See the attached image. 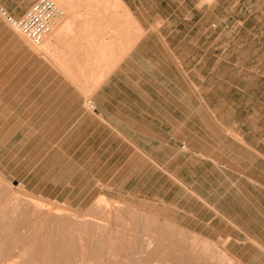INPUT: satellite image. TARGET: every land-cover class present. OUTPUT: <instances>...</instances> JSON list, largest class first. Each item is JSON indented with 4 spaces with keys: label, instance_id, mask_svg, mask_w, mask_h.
I'll use <instances>...</instances> for the list:
<instances>
[{
    "label": "crops",
    "instance_id": "crops-1",
    "mask_svg": "<svg viewBox=\"0 0 264 264\" xmlns=\"http://www.w3.org/2000/svg\"><path fill=\"white\" fill-rule=\"evenodd\" d=\"M36 1L0 0V6L18 19ZM60 1L53 36L38 48L49 49L54 62L27 47L21 61L19 38L0 17L1 93L11 85L13 101L43 102L50 118L51 103L69 99V77L78 84L79 129L92 142V158L106 156L113 175L123 173L141 188L154 180L158 204L171 208L179 228L218 241L240 264H264V155L242 128L216 120L226 114V93L214 105L212 89L197 88L190 77L200 64L197 14L218 0ZM152 38L161 39L167 58L147 60ZM62 54L77 55L79 82L61 64ZM136 63L146 70L138 78Z\"/></svg>",
    "mask_w": 264,
    "mask_h": 264
},
{
    "label": "rangeland",
    "instance_id": "rangeland-1",
    "mask_svg": "<svg viewBox=\"0 0 264 264\" xmlns=\"http://www.w3.org/2000/svg\"><path fill=\"white\" fill-rule=\"evenodd\" d=\"M52 1L61 10L55 0ZM200 2L213 3L215 0ZM217 2L211 10H201L197 14V18L200 17L196 21L197 35L202 36L195 56L200 64L190 72V77L195 78L197 88L212 89L214 105L218 104L215 96L226 93L227 100L221 105L226 114L216 120L221 125L242 128L240 133L245 140L259 143L264 155V0ZM145 24L149 29L158 26V23ZM169 24L172 28L175 23ZM13 33L19 38L21 61L27 56L22 49L26 47L33 49L37 56H47L53 61L49 49L39 52V44L27 42L16 31ZM176 40H172L170 46H175ZM157 41L161 39L152 38L148 42L145 56L151 62L162 55L167 58ZM5 52L11 60V50L7 48ZM62 60L61 64L68 65L70 72L77 74L79 82L77 55L62 54ZM139 65L133 64L134 78L146 72ZM7 72H10L8 66ZM67 81L69 99L62 103L52 102L50 118L45 116V103L13 101L12 97L17 96L12 95L11 85L5 86L3 93L0 91L1 259L18 260L16 247L20 241H30L27 246L30 253L34 249L33 242L46 239L48 230L53 227L59 229H55L56 235L69 241L70 248L77 254L83 247L91 251L99 243L103 246L107 243V247L102 248L104 251H118L127 242L134 243L138 250L149 237L154 243L157 241L155 245L164 256L176 259L174 264H201L197 253H204L205 264H240L218 241L179 228L171 219V208L158 204L154 180L146 184L147 188H141L144 183L128 182L123 179V173L113 175V167L108 166L110 160L106 156H90L92 142L86 140L88 135L79 129V101L74 99V93L79 92L78 84L69 77ZM53 82L58 80L53 79ZM9 199L16 200L19 210L12 213L13 203L10 204ZM33 202L42 205L36 208L39 213L18 225L19 220H23L18 212L31 209ZM54 209L62 216H54ZM1 217L5 221L2 222ZM72 219L78 220L77 223ZM97 222L101 225L98 224L100 229L95 232ZM83 224L87 227L85 231L81 228ZM24 228L33 233V238L26 237L30 234Z\"/></svg>",
    "mask_w": 264,
    "mask_h": 264
},
{
    "label": "bare ground",
    "instance_id": "bare-ground-1",
    "mask_svg": "<svg viewBox=\"0 0 264 264\" xmlns=\"http://www.w3.org/2000/svg\"><path fill=\"white\" fill-rule=\"evenodd\" d=\"M55 3L58 4L59 7H60V3H61L60 0H55ZM11 29H13V28H11ZM13 31L17 32V30H15V29H13ZM53 31L54 30H53V26H52L50 28V31L46 34L45 38H43V40L44 39H51L52 36H53ZM133 39H135V38H133ZM27 42H28V40H27ZM40 43H38L39 46L42 44V43L41 44ZM38 44H34V45H38ZM9 200H10V204H11V202L13 203L12 204L13 207H11L12 208L11 209L12 213H14L15 211L19 210L17 205L15 204L16 200L15 199H9ZM33 203H34V206H32L31 209H28V210L25 209V211H23L22 213H21V211L18 212L23 217V220H22L23 223L19 220L18 225L25 224L28 221L29 217H31L35 213H39L38 209H36V208L37 207L41 208L42 205L41 204H37V202H33ZM30 204H31V202H30ZM43 211L47 212L45 209ZM51 211H53V210H51ZM57 211H58L57 209L56 210L54 209L52 214H54V216H62V214H59ZM70 215L71 214H69L68 216H70ZM3 218L4 217H1V221L2 222L5 221V220H3ZM70 218H71V216H70ZM72 220L75 221L74 219H72ZM77 221H75V222L77 223ZM87 221H90V220H87ZM59 222H61V221H59ZM98 224L101 225V223L97 222L96 227H94L95 232H96V230L100 229ZM1 226H0V230L3 229V228H1ZM4 227H5V225H4ZM106 227H108V226H106ZM81 228H82V230L84 228V231H85V229L87 227L84 225ZM55 229L57 231L59 230L58 228H55ZM55 229H53V227H52V228H50L48 230V233L46 234V239L43 238V240L35 241V243L33 242L34 249L30 253H29V249L27 247L28 243L30 241L23 242V243H22V241H20V243L18 244L19 247H16L17 250H18V253H16V258L18 260H10V259L2 260L1 257L3 256V253L0 250V264H24L23 262H27L28 264H174L175 261H176V259L174 257H172V256H169V257L168 256H164L163 255V251H159V248L155 245V243L157 241H155V243H154V241H152V239H150L149 237L146 240L144 239V242L141 243L142 245H140V248L138 247L139 248L138 250H137V247H136V245L134 243L127 242V244L126 245L124 244L121 249L118 248V251H116V249L108 250V251L105 250L104 251V250H102V248L104 249L105 247H107V243L105 241L106 246H103L101 243H99V244H97V247L93 248L91 251H89L88 248L86 250L85 247H83V248L81 247L82 249H81L80 253L77 254V253H75L73 248H70L71 245H70L69 241H66L63 236H61V238H60V237H58L56 235V230ZM61 229H62V227H61ZM25 230L27 231V233H29V230H27V228H24V231ZM103 230H105V229H103ZM78 231H81V230H79V228H78ZM62 233H65V232L63 231ZM77 233H79L80 235L82 234L80 232H77ZM29 234H30V236L27 235L26 237H28V238L30 237L31 238L33 233H29ZM114 234H115V232H114ZM116 234H117V231H116ZM147 235L148 234H146V236ZM108 236H110V235H108ZM150 236L152 237V235H150ZM108 239L106 238L107 241H108ZM78 241H81V240H78ZM0 244H1V240H0ZM158 244L159 243H157V245ZM74 245H76V244L74 243ZM81 245H83V244H81ZM1 246L2 245H0V247ZM76 247H78V246L76 245ZM159 247H163V246L159 245ZM6 253H8V252H6ZM97 253L100 254V256L97 255ZM28 254L32 255V256L28 257L29 256ZM198 254L200 255V258H199ZM201 254L202 253H197V257L199 259H201V264H205V262L203 263V259H204L203 255H204V253L202 255ZM92 255H94V256H92ZM136 255H138V256H136ZM205 256H207V254ZM186 257H188V256H186ZM210 260H212V259H210ZM186 262H188V261H186ZM199 262H200V260H199Z\"/></svg>",
    "mask_w": 264,
    "mask_h": 264
},
{
    "label": "built area",
    "instance_id": "built-area-1",
    "mask_svg": "<svg viewBox=\"0 0 264 264\" xmlns=\"http://www.w3.org/2000/svg\"><path fill=\"white\" fill-rule=\"evenodd\" d=\"M59 16V10L52 0H37L20 18L15 19L0 6L3 22L17 30L26 40L33 44L40 43ZM88 111H94L92 102L86 103Z\"/></svg>",
    "mask_w": 264,
    "mask_h": 264
}]
</instances>
